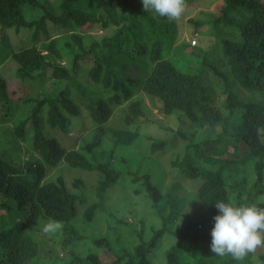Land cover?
<instances>
[{
  "label": "trees",
  "instance_id": "trees-1",
  "mask_svg": "<svg viewBox=\"0 0 264 264\" xmlns=\"http://www.w3.org/2000/svg\"><path fill=\"white\" fill-rule=\"evenodd\" d=\"M222 4L220 14L206 13L202 18L191 20L197 32L200 26L207 25V30L216 35L217 42L210 48L201 47L198 50L193 43H182L180 50L190 45L194 47L192 49L196 53L189 57L199 61L197 68L201 71L186 73L170 58L169 51L178 36L176 23L150 11L145 12L142 0H61L56 13L45 0H0V27L31 30L33 41L47 21L63 29L73 26L62 43V38L52 37L44 41L40 48L32 44L5 52L6 47L0 41V65L10 57L17 66L15 76L22 83L29 78H37L39 83L48 80L51 89L50 93L22 99L21 104L30 103L25 106L26 114L9 128L11 137L18 143L25 140L33 154L22 164L6 157L5 151L0 154V208L6 210L0 220V264H47L44 263L46 255L56 260L67 256L65 264H148L150 251L157 248L156 242L166 232L172 237H180L164 251L167 264H252L253 254L242 262L230 255L221 257L213 254L211 239L204 234L186 233L189 227L178 232L170 231L175 215L182 209V206H176L184 200L178 193L182 180L172 181L168 190L163 191L152 182L148 173L124 171L108 160H102L100 152H97L103 146L107 133L115 143L131 144L136 139L137 130L109 126L108 123L114 107L127 102L123 122L127 127L135 124L145 114L142 100L136 95L144 94L164 115L175 113L179 120L221 126L223 131L228 127L235 130L242 149L236 148L232 155H227L228 159L219 167L199 172L189 154L172 163L180 167L181 178L196 182L191 189L213 218L218 214L216 201L250 204L262 191L264 1L222 0ZM96 24H101V27L114 24L117 27L111 34L102 35L98 41L92 39L86 46L83 36L89 35ZM214 48L221 50L218 62L210 61L214 57ZM46 71H49V76L44 80L42 76ZM202 72H210L208 76H214L220 85L218 95L210 86L213 95L220 99L218 107H212L205 95L207 85L201 77ZM93 85L101 87L107 95L96 96L91 89L88 92L87 86ZM234 85L245 98L237 94ZM242 90L248 95L244 96ZM14 103L8 96L7 81L0 73V111L4 109L0 113L1 124L17 110L16 105L19 104ZM81 107L86 110L92 130L82 135L76 146L64 147L53 131L57 129L65 134L71 118L80 114ZM43 122L51 130L50 134L48 130L44 132ZM152 144L163 147L164 141ZM192 147L193 154L200 156V146L193 144ZM206 158L205 161H208ZM61 163L81 171L94 172L100 177L97 181L98 200L86 205L80 213L77 203L82 202V197L78 199L60 175L54 180L44 179L48 169ZM246 163L253 166V187L256 191L254 195L250 192L244 196L245 178L228 183L223 170L231 166H246ZM123 177H131V181L140 186L132 191L133 195L142 194L150 199L161 225L152 228L148 240L139 231L136 233L138 242L131 249L118 247L114 251L105 237L86 236L72 221L78 215L80 221L88 223L95 220L99 213L106 214L103 200L106 201L109 191H123L120 186ZM81 184L80 178H74L71 186L75 191ZM120 198L124 201L122 203L133 206L131 196L122 195ZM259 206L264 207V204ZM167 207L169 210L162 214V209ZM107 215L117 219L113 213ZM38 219L62 222L59 246L64 251V257L59 253L51 254L53 250L39 243L36 239L38 235L27 232V228ZM82 239L89 240L97 248L106 247L113 256L108 259L97 252L80 254L75 244ZM185 242L190 246L188 255L192 254L193 260L182 263L179 256ZM257 255L264 260V253Z\"/></svg>",
  "mask_w": 264,
  "mask_h": 264
},
{
  "label": "rangeland",
  "instance_id": "rangeland-1",
  "mask_svg": "<svg viewBox=\"0 0 264 264\" xmlns=\"http://www.w3.org/2000/svg\"><path fill=\"white\" fill-rule=\"evenodd\" d=\"M45 1L55 13L58 11L57 5L61 0ZM222 5V0H189L185 1V11L179 19L170 20L165 17L166 20L174 21L177 25L178 36L169 52L172 61L176 63L183 72L201 73L197 68L199 61H193L192 59L195 58L189 57L190 54L196 53V51L192 49L194 47L190 45L180 50L182 43H193L198 50L201 47L206 49L210 48L217 42L216 35L207 30V25L200 26L197 32L191 20L202 18L203 14L206 13L220 14ZM116 10H118V7L115 8V12ZM151 13L156 15L153 12ZM116 27L117 26L114 24H111L109 27H101V24H96L90 30L91 32H89V35L85 34V36H83L84 43L88 46L92 39L98 41L102 35L111 34ZM71 29H73V26H70L69 29H63L61 26L54 25L47 21L44 23L42 31H39L37 39L33 41L31 38V30L20 29L16 31L14 28L0 27V41H2L3 45L6 47V50H4L5 52L15 50L17 46L22 47L32 44H36L37 47L40 48V45L44 41H48V39L52 37L62 38L60 40V43H62L63 39L68 38ZM66 30H69V32ZM175 52L177 54H182L176 55L174 54ZM173 54L175 60L172 58ZM213 56L214 57L210 59V61L218 62L221 56L220 48H214ZM16 68V63L10 59V57H7L0 65V73L7 81L9 99L11 102H15L14 105L17 103L19 104L16 105L18 106L17 110L10 113L6 118L7 120H4V123H0V154L5 151L6 157L22 164L32 152L27 148L28 145L25 140H21L18 143L11 137L9 128H12L20 122L26 114V112H24L26 109L25 106H29L30 103L26 102L21 104L22 99L27 100V98L42 95L43 92L50 93L51 89L49 88L48 80L39 83V79L29 78L22 83L21 80L15 76ZM206 73L202 72L201 74V77L204 78L207 85V92L205 95L209 97L212 107H218L220 105V99L213 95L212 88L214 89L215 95H218L221 92L220 85L214 76H208L210 72ZM48 76L49 71H46L42 77L45 80ZM87 87V91L91 92L92 90L96 96L107 95L98 85ZM233 89L240 97L245 98L239 93L238 86L234 85ZM242 94L244 96L248 95L244 90H242ZM213 97H215L214 102ZM256 97L260 99L259 95ZM136 98L142 100L145 114L138 119L135 124L127 127L123 122L127 102L123 103V105L114 107L112 117L108 123L109 126L126 127L130 130H137L138 136L136 139L131 144L115 143L113 137L107 133L103 146L97 149V152H100V157L103 158L102 160H108L111 164L116 167L119 166L124 171L128 169L136 171L139 174L148 173L152 182L159 185L160 189H163V191H167L168 187L171 186L173 182L182 180L178 193L183 196L184 200L183 202H178L176 205L182 206V209L175 215V223L171 225L172 229L170 231L178 232L184 230L185 227H189V229L185 231L186 233L195 235L204 234L206 238L211 239V229L214 227L215 221L196 197L195 192L191 189V186L196 184V182L181 178L182 176L179 172L180 167L172 163L174 161H181L189 154L192 156L194 166L199 172L207 169H214L222 165L228 159L227 155H232L236 148L238 149L240 147V149H242V143L239 142L238 136L235 135V130L232 127H228L223 131L221 126L211 127L207 124L199 125V122L189 121L187 119L181 118L179 120L177 119L178 115L175 113L168 116L162 114L154 107L155 104L153 103L154 105H152L144 94H138ZM215 101H217V103H215ZM12 105L13 104H11V106ZM11 109H8L9 112H12ZM1 112L3 113L4 109L1 110L0 113ZM27 113H29V111H27ZM43 123L42 127L44 132L48 130L47 133L50 134L51 130L46 125V122ZM91 130V121L86 110L81 107L80 114L71 118V124L68 126L65 134L57 129H55L53 133L58 140L62 142L64 147L69 148L70 146H76L77 140L82 135L89 134ZM73 141L74 143H72ZM154 141H164L163 147L152 144ZM193 144H198L200 146L199 148L202 149L200 151V156L193 154ZM34 154L38 155L36 152ZM206 157H208V161H205V159H207ZM121 158L124 159L125 162L121 160ZM251 165V163H248L246 166H231L223 170L224 179L228 183L236 179L245 178L246 183L242 190L244 196L249 195L250 192V195H254L256 191L253 187L255 173H253V166L251 167ZM58 175L62 177L66 186L78 199L82 197V202L77 203L78 213L82 212L86 205L98 200L97 181L100 179L98 174L74 169L61 163L55 168L48 169L44 179L49 178L54 180ZM74 178H80L82 181L79 189L75 191V188L71 186ZM120 186L123 187V191H109L106 196V201L105 199L103 200L104 207L107 211L106 214L99 213L95 220L88 223L80 221L78 215L72 221L79 227L80 233L86 236L105 237L114 251H116L118 247L131 249L138 242L136 233L139 231H142L143 238L148 240L151 237L152 228L156 229L161 225V219L157 213H154L150 199L142 194L137 196L133 195L132 191L140 186L133 183L131 177H123L120 181ZM122 195L131 196L133 206L129 203H122L124 202V197L122 198L123 200L120 198ZM262 195H264V175L262 191L257 193L250 203H256L257 197ZM162 210H164L162 213L164 214L169 209L167 207ZM108 213H113L117 219L109 217L107 215ZM4 214H6V210L0 208V220ZM11 214L14 215L13 212H11ZM121 219L125 220L127 224L122 223ZM47 221L48 220L45 219H38L27 228V232L38 235L39 237H36V239L39 243L42 242L43 246H46V248L50 247V249L53 250L51 254L59 253L61 257H64V251H62L59 246L62 238V230L55 234H44L42 232V226ZM130 229L133 230L131 231ZM179 238L180 237L170 236L168 232L164 233L156 242L157 248L150 251L148 264H167L164 251L176 243ZM182 247L183 249L179 256L180 261L183 263L193 260L192 254L188 255L190 246L185 242ZM75 249L82 255H86L90 252H97L108 259L113 256L106 247L97 248L89 240L85 239L76 242ZM258 253H264V248L258 249L257 253L252 256V264H264V260L260 259L257 255ZM50 258L51 255H46L44 263L65 264L67 256L57 260Z\"/></svg>",
  "mask_w": 264,
  "mask_h": 264
},
{
  "label": "clouds",
  "instance_id": "clouds-1",
  "mask_svg": "<svg viewBox=\"0 0 264 264\" xmlns=\"http://www.w3.org/2000/svg\"><path fill=\"white\" fill-rule=\"evenodd\" d=\"M143 10L170 20L179 19L185 11V0H142ZM264 195L256 203L236 205L216 201L218 214L211 229L210 249L218 256L230 255L244 261L250 254L264 248ZM63 229L60 221L49 219L42 226L44 234H55Z\"/></svg>",
  "mask_w": 264,
  "mask_h": 264
}]
</instances>
